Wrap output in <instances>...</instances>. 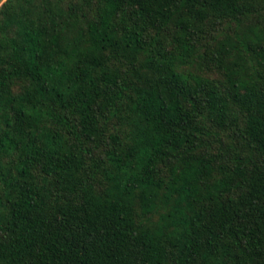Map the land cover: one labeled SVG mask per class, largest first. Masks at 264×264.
<instances>
[{
	"label": "trees",
	"instance_id": "1",
	"mask_svg": "<svg viewBox=\"0 0 264 264\" xmlns=\"http://www.w3.org/2000/svg\"><path fill=\"white\" fill-rule=\"evenodd\" d=\"M0 264H264V0H0Z\"/></svg>",
	"mask_w": 264,
	"mask_h": 264
}]
</instances>
